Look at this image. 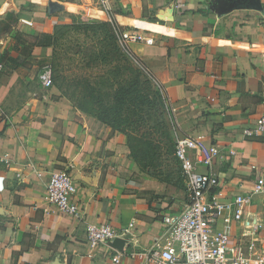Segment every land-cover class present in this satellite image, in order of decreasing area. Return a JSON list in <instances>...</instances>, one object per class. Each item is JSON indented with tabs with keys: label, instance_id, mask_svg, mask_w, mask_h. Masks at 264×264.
I'll return each instance as SVG.
<instances>
[{
	"label": "crops",
	"instance_id": "1",
	"mask_svg": "<svg viewBox=\"0 0 264 264\" xmlns=\"http://www.w3.org/2000/svg\"><path fill=\"white\" fill-rule=\"evenodd\" d=\"M112 7L119 30L152 38L128 46L162 88L175 134L215 150L209 165L196 163L217 177L212 193L222 201L250 195L230 244L255 236L264 248V194L250 192L264 178V134L243 132L264 113V0H114ZM76 11L107 22L98 0H0V58H12L0 60V264H144L125 253L112 258L152 247L162 216L188 198L181 174L183 195L173 201L159 196L163 190H142L126 136L107 125L92 132L66 96L39 83L53 29ZM62 168L76 184L79 216L45 199L50 172ZM102 222L127 231L92 247L86 225Z\"/></svg>",
	"mask_w": 264,
	"mask_h": 264
},
{
	"label": "built area",
	"instance_id": "2",
	"mask_svg": "<svg viewBox=\"0 0 264 264\" xmlns=\"http://www.w3.org/2000/svg\"><path fill=\"white\" fill-rule=\"evenodd\" d=\"M113 2L114 0H98L106 13V21L113 25L122 50L129 51V43L152 42V38L135 30L117 28L113 20ZM177 5L184 4L179 2ZM37 78L44 89L53 85L49 68L40 69ZM243 132L248 136L264 134V113L256 119L252 127L245 128ZM172 154L179 164L188 194L187 201L181 210L162 216L163 232L152 247L128 252L118 251L112 258L113 262H118L119 257L126 254L129 258L143 261L144 264H264V248L257 245L255 236L234 246L230 244L231 227L233 223L241 221L244 205L250 202V195L239 193L228 201H222L219 198L220 193L217 190L212 193L211 190L218 184L217 177L197 170L198 161L205 165L210 164L216 154L215 150L206 149L198 139L175 134ZM45 187V199L50 204L63 214L79 216L80 207L73 199L77 187L67 168L52 170ZM250 192L264 194L263 177L255 179ZM85 230L86 241L94 247L115 239L126 232L127 227L117 230L105 222L87 223Z\"/></svg>",
	"mask_w": 264,
	"mask_h": 264
},
{
	"label": "rangeland",
	"instance_id": "3",
	"mask_svg": "<svg viewBox=\"0 0 264 264\" xmlns=\"http://www.w3.org/2000/svg\"><path fill=\"white\" fill-rule=\"evenodd\" d=\"M76 12L71 19L59 23L53 29L52 53L46 60L39 62L38 69L44 67L50 69L53 78L51 87L55 94L66 96L77 108L80 102L84 105L86 112L84 113L78 108L80 114L83 115L91 131L98 133L101 126L105 124L95 117L94 112L98 105L92 103L91 95L87 96V93L91 94L94 91L95 94L99 90L102 78L105 79L104 75H107L108 82L110 80L115 82L117 77L112 72H115L118 66L122 67L120 70L124 72L123 77L131 79L133 74L127 68V60L119 53L126 51L121 50L118 42L116 43V40L103 29L102 23L105 21L80 16L79 12ZM1 29H5V26L0 23ZM127 58L131 64L135 62L133 58ZM149 77L152 87L154 86L156 90L159 89L161 93L160 85L152 76ZM116 86L117 84L114 83L113 87H106L102 90L103 92L108 90L111 92L109 94L112 95ZM148 99H151L153 104L154 97L152 94H149ZM166 108L163 106L151 111L153 115L146 121V126L142 124V130L143 128L148 129L145 138L148 137L152 151L146 155L149 156L146 158V166L137 165L133 179L137 185L143 188L142 190H163L159 196H168L173 201L178 195H183L184 186L178 164L171 154L172 142L176 132L169 119V111L168 116L166 115ZM159 114L165 120H169L170 127L167 124L166 126L169 129L171 143H168V138L161 127L156 129L159 126V121H161ZM134 133L139 135L136 130Z\"/></svg>",
	"mask_w": 264,
	"mask_h": 264
},
{
	"label": "trees",
	"instance_id": "4",
	"mask_svg": "<svg viewBox=\"0 0 264 264\" xmlns=\"http://www.w3.org/2000/svg\"><path fill=\"white\" fill-rule=\"evenodd\" d=\"M102 25L104 26L103 29L105 32L108 35H111L117 43L116 33L113 26L108 22H103ZM39 43H42V41L39 40ZM115 48L118 51L117 46ZM119 53L127 60V68L128 70H131L133 78L127 79L126 77H123L122 75L124 72L120 70L122 67L118 66L115 72H112L113 74H116L117 77L115 82H112L111 80L108 82L106 78L107 75H104L105 79L102 78V81L99 84V90H97L95 94L94 91L91 94L87 93V96L91 95L92 103L98 105L95 108V117L103 124L111 127L113 130L122 132L126 136L129 148L128 155L134 159L137 165L144 167L147 165L146 158L149 157L146 155L152 151V148L148 137L145 138L148 129L143 128L142 130V124L146 126V121L153 115V112L151 111H155V109H159L163 106L165 108L167 107L166 110H168L169 107L166 103L164 92L161 91L160 93L158 87V90H156L155 87H152L150 84L148 78H150L149 76L151 75L138 57L130 50L127 52L120 51ZM126 56L133 58V61L135 60V62L131 64ZM4 58L12 60L6 52H3L0 60ZM142 78H144V80H142ZM114 83H116L117 86L112 95L109 94L111 92L108 90L103 92L102 89L113 87ZM149 94H152L154 97L153 104L151 99H148ZM79 104L78 108L85 113L86 108H84V105L81 102ZM166 115L168 116V111H166ZM159 116L161 117V121H159V126L156 127V129L161 127L168 138V143H171L169 129L166 126L167 124L170 127L169 120H165L160 114ZM136 122L138 123L136 124ZM135 130L139 135L134 133Z\"/></svg>",
	"mask_w": 264,
	"mask_h": 264
}]
</instances>
